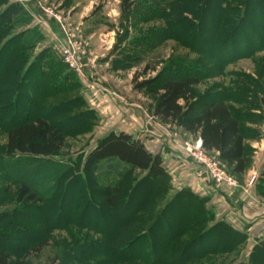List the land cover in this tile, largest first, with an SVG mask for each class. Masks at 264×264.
<instances>
[{
	"label": "rangeland",
	"instance_id": "374dc122",
	"mask_svg": "<svg viewBox=\"0 0 264 264\" xmlns=\"http://www.w3.org/2000/svg\"><path fill=\"white\" fill-rule=\"evenodd\" d=\"M171 1L133 0L132 10L123 17L119 0H41L37 6L41 13L39 19L46 28V36L39 37L41 46L35 45L39 32L31 30V42L26 43L27 58L22 65L17 62L7 67L6 55L1 54L0 105L7 106L13 93L22 107H26L25 97H32V111L41 105L50 109L59 99L68 96L77 99L71 114H86V125L78 130L75 120L63 123L68 132L66 148L53 159L73 165V177L87 181V199L97 208L103 207V190L89 181V153L111 132L130 135L150 153L159 155L171 180V190L156 199L158 194L151 190L150 184L138 186L129 209L132 212L140 202L139 197L144 195L142 213L135 214L128 224H123V220L119 222L109 236L105 231L110 232L111 225L100 214L93 218V227L54 228L51 219L47 220L49 225L43 220L45 206L39 211L17 204V188L7 184L1 170L6 135L0 128V247L14 246L17 251L25 247L30 249L26 241L35 228L26 221L34 219H42L45 224L40 223L44 225L40 228L49 236L48 244L40 254L27 255L26 264H153L156 258H159L158 264H171L174 258L159 257L161 251H170L175 246L180 249L191 247L187 251L189 254L207 250L215 246L212 237L204 236L202 241H197L212 225L223 222L237 232L230 225V218L227 219L230 223L215 218V214H220L219 206L224 211H230L231 207L228 208L218 196L214 195V198L213 190L228 191L232 198L235 197L233 202L244 209L233 211L236 216L243 217L236 227L244 241L231 254L205 255L186 264H247L254 248L264 244V113L260 106V99L264 98V0H228L225 3L219 0L224 33L220 44L208 36L210 22L217 13L209 3L205 4V1L193 6L195 13L196 10L207 11L204 25L207 34H202L198 21L189 14H180L182 24L173 27V22H169L171 27L167 26L161 18L169 7L161 2ZM188 1L182 4L181 11L189 7ZM209 1L211 4L219 2ZM41 8L49 13L52 10L59 22ZM2 9L0 7V13ZM245 9L249 11L246 15ZM47 21L53 25H47ZM59 42L73 54L76 69H70L62 62V57L54 53L53 45ZM229 59L234 60L229 62ZM43 68L47 70L43 71ZM185 70L205 75L195 87L198 97H224L240 121L249 166L240 177L232 176L236 183L233 188L212 180L206 167L189 153L188 149L198 140L153 116L154 96L145 90L137 92L133 89V81L137 84L154 78L151 88L156 89L167 75ZM33 71L46 75L41 81L50 83L48 88L41 89L36 87L40 86L38 83H32L35 79ZM53 87L61 88L59 92H50ZM42 95H47L45 102L39 101ZM204 153L218 162L215 154ZM218 164L231 176L223 164ZM134 186L132 183L131 188ZM181 192L182 195L176 196ZM195 199L201 201L200 205ZM212 199L214 202L210 203ZM54 203L57 204V220H61L66 205L59 197ZM85 205L86 202H74L71 218L76 220L77 213L82 212ZM198 209L203 213L204 223L189 232L191 220L188 219H200ZM158 210H163L165 216L159 217L151 229ZM166 229L170 235L165 234ZM184 229L185 237L177 245L176 242L165 243L167 237L173 239ZM153 250L158 251V255L153 259L146 257L148 251ZM141 253L144 263H121L128 255ZM21 256L23 258L24 253Z\"/></svg>",
	"mask_w": 264,
	"mask_h": 264
},
{
	"label": "trees",
	"instance_id": "16d2710c",
	"mask_svg": "<svg viewBox=\"0 0 264 264\" xmlns=\"http://www.w3.org/2000/svg\"><path fill=\"white\" fill-rule=\"evenodd\" d=\"M220 1L225 3L228 0ZM220 1L211 4L209 0H189L187 2L189 7L185 11H181V6L185 4V0H172L170 3L161 2L169 7V11L161 19L169 27H171L169 22H173L174 27L176 24L178 26L183 23L181 18L179 19L181 13L189 14L198 21L200 32L207 34L204 28L207 23V11L196 10L195 13L193 6L201 5L204 2L205 4L209 3L217 13L210 22L211 30L208 36L213 40L215 38V41L220 44L224 37L221 30L223 22L220 18ZM119 3L121 15L123 17L129 15L134 6L133 0H119ZM3 6L5 9L0 13V58L1 54L5 53L7 67L17 62L22 65L27 58L28 46L26 43L31 42L24 39L23 35H16L13 32L15 30L14 21L19 16L22 7L16 3L9 4V0H0V7ZM247 9H245V15L246 12H249ZM149 13L152 15V11ZM255 52L258 51L255 50ZM51 57L55 59V56L51 55ZM229 60L231 62L234 59ZM46 70L43 68V71ZM34 72L35 79L32 80V83L34 85L38 83L40 86L36 85V87L41 89L48 88L50 83L47 81L42 83L41 81V79H46V75ZM203 76L205 75L199 71L174 72L167 75L166 79L156 89L151 88L156 78L144 80L137 84L134 78L133 89L137 92L145 90L155 97L156 104L152 112L155 118L180 128L193 139L199 140L204 152L215 154L217 161L229 170L231 176L240 177L249 166L245 146L246 138L240 127V121L234 116L224 97L197 96L195 87L205 79ZM60 88H50V92L53 90L59 92ZM17 98L13 93L7 106L0 105V128L6 135L5 157L1 161V170L7 184L17 188L16 202L19 206L31 208V210H39L45 206V210H43L45 218L43 220L47 225H49L47 220L51 219V222L54 223H51V226L54 228L74 225L93 227V218L100 214L111 225L110 232L105 231V235L109 236L115 231V226L119 222L123 220V224H128L135 214L142 213L144 195L139 197L140 202L134 206L132 212L129 209L131 198L138 186L150 184L151 190L158 194L154 197L155 199L171 190L170 177L166 173L159 155L150 153L130 135L111 132L101 138L89 153V181L103 190V207L102 209L97 208L87 199L88 194L85 191L87 181L81 177H73V165L69 162L53 159L66 148L68 132L63 127V123L67 120H75L79 125L78 130L83 129L86 125V114H71V109L76 106L77 99L68 96L67 99H59V102L50 109H47L46 105H41L35 106L36 109L32 111L34 108L32 107L34 106L32 97H30L31 100L27 96L25 97L26 107L19 106ZM45 100H47V95L39 97L40 102H45ZM260 106L264 113V98L260 99ZM132 183L135 184L133 188H131ZM182 194L183 192L176 196ZM57 197H59L60 202L63 200L66 205V212L61 220H57L58 215L55 213L57 204L54 201ZM195 201L200 205L201 201H197V199ZM74 202H86L83 211L77 213L76 220L71 218ZM162 215H164L163 210H158L155 213V218L151 225L149 224L151 229L156 222L158 223L159 217ZM201 216L203 213L198 209V218L200 219L195 220L194 217L188 219L191 220L190 224L188 223V228H191L188 230L189 232L204 223ZM26 222L35 228L32 236H29L30 238L26 241L31 246L30 249L25 247V249H18L17 251L14 246L0 247V264H26L27 255H38L47 246L49 236L43 229L44 225H39L40 223L45 224L42 219ZM165 234L170 235L169 229H166ZM204 236L212 237L215 246L201 250L202 252L199 251L196 254L187 252L191 247L184 246L180 249L175 246L170 251H161L159 257L168 258L172 256L174 259L171 264H186L205 255L231 254L244 241V237L233 232L223 222L212 225L202 237H198L197 242L202 241ZM183 237H185V229L180 231L179 235H175L173 239L167 237L165 243L176 242L177 245ZM22 253H24L23 258ZM157 255L158 251L153 250L152 252L148 251L146 257L153 259ZM143 257V253L136 256L128 255L121 263L142 262ZM158 263L159 258H156L153 264ZM247 264H264V244L254 248Z\"/></svg>",
	"mask_w": 264,
	"mask_h": 264
},
{
	"label": "crops",
	"instance_id": "0c3cea01",
	"mask_svg": "<svg viewBox=\"0 0 264 264\" xmlns=\"http://www.w3.org/2000/svg\"><path fill=\"white\" fill-rule=\"evenodd\" d=\"M18 2L20 4V6L22 7V10L19 14V16L15 19L14 21V28H15V34H21L23 35L24 39H27L28 41L31 40L32 36H31V30H37V32H39V36L37 35L36 39L37 43H35V45H37V47L41 46L40 44V38L39 37H43L46 36L45 34V30L46 28L43 26V24H40L38 19L41 16L40 11L38 10V4L41 2V0H9V4H13ZM21 2V3H20ZM3 9H5V6L2 7ZM2 9V10H3ZM44 17V16H43ZM41 17V18H43ZM45 20H49L46 17H44ZM44 22V21H43ZM51 21H47L46 24L47 25H53V23ZM45 23V22H44ZM38 26V27H37ZM42 28V29H41ZM47 34V33H46ZM213 197L214 195L218 196V198L220 200H224V204L229 208L231 207L230 211H224L223 207L219 206L218 210H220V214H215V218H221L219 219L220 221H227L228 218H230V220L232 221L230 223V225L233 227V229L237 232H239L237 229L238 227H236L238 225V223H240L239 220L243 219V217H241L240 215H235V213H233L234 209L235 210H244L242 207H239L238 204H235L233 202V200L235 199L232 198V194L230 195V193L228 191L225 190H213ZM235 196V195H234ZM215 198V197H214ZM214 202V200L212 199V201H210V203ZM237 202V201H236ZM238 217V218H237Z\"/></svg>",
	"mask_w": 264,
	"mask_h": 264
},
{
	"label": "built area",
	"instance_id": "2783aa9c",
	"mask_svg": "<svg viewBox=\"0 0 264 264\" xmlns=\"http://www.w3.org/2000/svg\"><path fill=\"white\" fill-rule=\"evenodd\" d=\"M41 10L49 17L53 18L55 21L59 22V17L51 10L41 8ZM39 23H41L40 19H38ZM53 49L56 53H58L62 57V62L67 65L70 69H76V63L71 56V51L62 45L61 42L54 43ZM73 55V54H72ZM189 153L197 159L201 164L206 167L207 173L210 175L211 179L216 181L217 183L226 184L229 188H233L236 186L235 180L232 176H228L227 173L219 168L218 162L213 159L205 156L204 151L201 148V142L198 140L195 146L190 147L188 149Z\"/></svg>",
	"mask_w": 264,
	"mask_h": 264
}]
</instances>
